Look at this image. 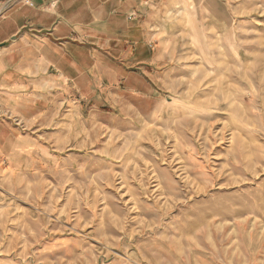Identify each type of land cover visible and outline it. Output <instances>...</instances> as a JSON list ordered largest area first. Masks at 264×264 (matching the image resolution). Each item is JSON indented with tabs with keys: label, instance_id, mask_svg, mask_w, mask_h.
Segmentation results:
<instances>
[{
	"label": "rangeland",
	"instance_id": "374dc122",
	"mask_svg": "<svg viewBox=\"0 0 264 264\" xmlns=\"http://www.w3.org/2000/svg\"><path fill=\"white\" fill-rule=\"evenodd\" d=\"M171 2L157 98L0 151V264H264V0Z\"/></svg>",
	"mask_w": 264,
	"mask_h": 264
},
{
	"label": "crops",
	"instance_id": "0c3cea01",
	"mask_svg": "<svg viewBox=\"0 0 264 264\" xmlns=\"http://www.w3.org/2000/svg\"><path fill=\"white\" fill-rule=\"evenodd\" d=\"M171 1L12 4L0 17L2 154L9 155L14 139L24 142L34 132L39 138L77 143L80 135L68 136L64 129L82 127L85 114L104 113L121 99L127 103V96L131 102L157 98L168 75L160 74V64L172 57L161 45L169 42ZM64 111L65 117L76 113L78 122H69L72 116L56 121ZM51 128L50 134H37Z\"/></svg>",
	"mask_w": 264,
	"mask_h": 264
},
{
	"label": "built area",
	"instance_id": "2783aa9c",
	"mask_svg": "<svg viewBox=\"0 0 264 264\" xmlns=\"http://www.w3.org/2000/svg\"><path fill=\"white\" fill-rule=\"evenodd\" d=\"M7 1V4H9L11 1H14V0H6ZM28 0H26V2H27ZM2 15V13L0 14V17H2L1 16Z\"/></svg>",
	"mask_w": 264,
	"mask_h": 264
}]
</instances>
